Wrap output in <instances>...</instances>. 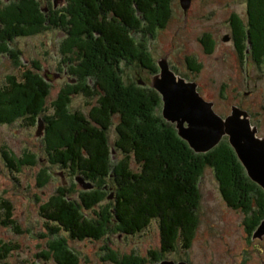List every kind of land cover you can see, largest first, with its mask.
<instances>
[{
	"label": "trees",
	"instance_id": "trees-1",
	"mask_svg": "<svg viewBox=\"0 0 264 264\" xmlns=\"http://www.w3.org/2000/svg\"><path fill=\"white\" fill-rule=\"evenodd\" d=\"M69 1L70 12L62 14L72 15L74 19L69 41L81 51L83 62L73 69V74L78 75L77 83L64 87L53 103L55 116L44 118L51 89L38 63L34 62L31 69L23 68L19 77L9 76L7 84L0 87V123H15L24 118L35 125L38 118H43L46 150L54 152V164L79 172L90 181L100 180L102 184L93 192L82 191L80 201L66 187H61L45 209L43 204L40 213L53 223L50 228L55 231L53 235L65 230L73 239L99 240L103 232L110 233L108 229L113 234L136 235L147 230L152 222H158L162 256L159 258L160 253L152 251V262L175 251L179 243L183 249H189L198 228L199 182L206 167L214 169L229 207L245 211V226L248 234H252L264 219V192L247 177L229 142L222 141L205 154L194 152L175 128L158 116L156 109L161 96L157 91L123 82L122 63H137L143 70L158 72L144 43L147 37H154L157 27L161 30L170 22L172 0ZM247 3L248 23H243L237 15L232 16L231 23L240 43L245 44L249 36L256 59L261 62L264 0H247ZM8 4L2 6L0 0V28L4 27L0 32V58L9 56L16 61L19 54L8 47L17 37L43 33L45 22H50L53 28H66V20L57 21L55 12L45 15L40 0H10ZM200 44L208 54L213 53L212 35H204ZM187 65L193 73L202 69L193 57L187 58ZM89 77L94 79L92 84L87 81ZM81 94L98 99L88 116L69 110L71 97ZM114 117L119 121L117 137L111 145L107 132ZM113 151L123 155L116 164ZM4 153L13 170L27 165L26 157L9 158ZM47 170L42 175L43 184L49 180ZM101 189H113V194L108 196V206L96 210L105 200ZM1 206L6 211L5 222L13 224L12 206L8 202H2ZM87 211L95 214L88 217ZM51 245L58 250L55 256L58 264H80L79 256L70 250L66 239ZM44 256L43 252L40 257L44 259ZM116 259L120 264L148 262Z\"/></svg>",
	"mask_w": 264,
	"mask_h": 264
},
{
	"label": "rangeland",
	"instance_id": "rangeland-1",
	"mask_svg": "<svg viewBox=\"0 0 264 264\" xmlns=\"http://www.w3.org/2000/svg\"><path fill=\"white\" fill-rule=\"evenodd\" d=\"M1 1L2 6H8L10 2V0ZM69 2V0H40L41 6L46 9L45 15L55 12L57 21L63 18L66 20L64 22L66 28H53L50 22H45L43 33L33 37L18 38L11 46L8 45V49H14V52L19 54L16 61L8 56L0 59V87L7 84L9 76L19 77L21 70H25L23 68L34 67V62L42 67L41 74L49 78L46 79L51 89L45 102L47 112L44 113V118L56 112L53 103L58 100L61 90L77 83L78 75L73 74V69L80 67L83 62L81 51L69 41L72 32L70 25L74 19L72 15L62 14L69 9ZM232 13L246 21L245 0H192L191 8L187 13H184L179 0H172L170 22L161 30L157 27L154 37H147L148 32H146L144 45L158 72L160 71L158 62L166 58L171 69L178 76L198 84L199 93L207 101L214 103L217 114L226 118L231 114L232 107L241 108L249 114L252 126L258 129V136L264 138V79L258 81L257 87L253 83L249 87L243 74L242 64H239L236 57L233 41H224V38L230 36L229 17ZM3 29L4 27H1L0 32ZM207 34L212 35L216 41V50L210 56L205 54L200 44V39ZM63 48L71 49L63 50ZM188 57L195 58L202 65L199 73L190 71L186 63ZM134 64H120L123 82L127 86L149 88L155 73L143 70L137 63ZM263 71L264 67L260 73ZM87 81L92 84L94 79L89 77ZM97 100V98H85L82 94L72 96L69 110L88 116L91 108L97 104ZM156 111L158 116L177 131L176 125L163 117L162 97ZM113 120V126L107 132L111 145L116 140V127L119 121L117 117ZM40 123L44 125L43 118L40 119ZM37 129L38 123L31 125L29 120L0 125V264H58L55 259L58 250L53 249L51 244L63 239H66L70 250L79 256L80 264H120L121 262L114 260L116 258L118 261L136 258L148 261L146 264L152 262L150 253L152 251L160 253L161 235L158 222H152L147 230L133 236L113 234L111 229H108L110 233L103 232L99 240L72 239L70 233L65 231L57 232V236L53 235L55 231L50 229L54 226L53 223L45 220L40 213L43 204L45 209L61 187H66L73 198L80 201L82 191L93 192L102 184L100 180L83 179L84 184L88 186L83 187L78 182L81 175L79 172L73 173V170L54 164L52 161L54 152L50 153L46 150L44 130L38 136ZM226 141L229 142L228 137L223 139V142ZM3 153L9 158L26 157L27 165L12 170L7 166ZM113 156L114 164L115 161L123 159V155L116 151H113ZM133 167L136 168L135 164ZM243 169L247 175L244 166ZM44 170L48 172L49 180L46 184L41 183L44 179L42 176ZM247 177L249 178L248 175ZM251 182L262 189L257 183ZM262 191L264 192L263 189ZM100 192L105 196V200L101 201V206L96 210L108 206L110 203L108 196L113 194V189H101ZM199 192V223L191 246L189 249H183L182 244L179 243L175 246V251L163 254L161 261L187 264H262L264 238L253 240L254 232L248 234V228L246 229L245 226L247 224L245 211L229 207L211 167H206L203 171ZM2 202H8L12 206L13 224L5 222L7 217L6 211L1 206ZM93 213L95 214L94 211H87L86 215L91 217ZM43 252L45 256L52 258L47 260L45 256L44 259L40 257ZM161 256L160 253L159 258Z\"/></svg>",
	"mask_w": 264,
	"mask_h": 264
},
{
	"label": "water",
	"instance_id": "water-1",
	"mask_svg": "<svg viewBox=\"0 0 264 264\" xmlns=\"http://www.w3.org/2000/svg\"><path fill=\"white\" fill-rule=\"evenodd\" d=\"M191 4L192 0H180L185 12ZM158 65L161 71L152 76L150 87L162 97L164 119L176 125L178 135L196 153H208L228 137L251 181L264 190V138L258 136V129L252 126L249 114L234 106L231 114L222 118L214 110V103L200 95L197 83L187 82L176 75L166 58L160 60ZM45 128V123H40L37 135L40 136ZM78 182L88 187L83 178H78ZM263 238L264 219L253 235V239ZM156 264L187 263L165 260Z\"/></svg>",
	"mask_w": 264,
	"mask_h": 264
},
{
	"label": "flooded vegetation",
	"instance_id": "flooded-vegetation-1",
	"mask_svg": "<svg viewBox=\"0 0 264 264\" xmlns=\"http://www.w3.org/2000/svg\"><path fill=\"white\" fill-rule=\"evenodd\" d=\"M245 4H246V9H247L248 7L247 0H245ZM233 15H236V14L232 13L229 17L230 36H228L227 39L224 38V41L225 42H228L230 40L233 41L234 49L236 52V57L239 60V64H242V68L244 69L243 74L245 75V78L247 79L249 87H251L252 83L254 84L255 87H257L258 81L260 82L262 81V79H264V71L263 73H260L261 69L264 67V58L261 62L257 61L255 50L253 48L251 40L249 39V36L246 39L245 44L242 42L240 43L238 39L235 37L234 28L231 23V18ZM247 18H248V9H247L246 21L242 19L243 23L245 24L248 23ZM215 50H216V41H215V48H214L213 53L208 54L206 50H204V52L205 54L210 56L214 54ZM186 63H187V59H186ZM262 264H264V262H262Z\"/></svg>",
	"mask_w": 264,
	"mask_h": 264
}]
</instances>
